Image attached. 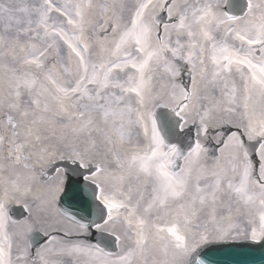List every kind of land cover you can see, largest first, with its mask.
<instances>
[{
	"label": "snow or ice",
	"instance_id": "snow-or-ice-1",
	"mask_svg": "<svg viewBox=\"0 0 264 264\" xmlns=\"http://www.w3.org/2000/svg\"><path fill=\"white\" fill-rule=\"evenodd\" d=\"M218 8L215 0H183L182 4L178 0H136L131 7L125 0H40L31 8L15 9L0 5L6 31L15 13L27 14L23 22L16 20L24 27L11 43L0 37L6 48L2 54L13 60L19 56L22 61L19 69H11L13 76L0 98V103L19 114L18 120L8 115L9 127L0 128V169L31 170L42 164L52 154L46 133L54 132V117L67 116L72 124L66 125L69 134L59 137L66 150L60 158L77 165L73 171L78 179L71 180L68 187L61 179L46 195L38 192L39 209L46 211L62 195L69 205H77L91 218L95 205V215L103 224L95 220L79 223L74 214L66 213L84 231L93 225L106 231L114 212L119 215V209L128 210L124 219L132 247L120 258L126 264L137 256L144 264H175L177 256L191 251L192 220L200 213L215 220L221 208L229 213L224 217L228 220L234 210L243 211L253 225L251 239H264V111L259 116L254 111L257 101L264 102V0H244L239 14ZM159 11H166L176 22L164 24L160 30ZM101 33L103 41L97 39ZM21 35L27 37L23 43ZM181 35L188 38L187 44L181 43ZM109 36L113 37L110 41ZM61 44L69 50L71 67L65 68L67 80L63 83L54 78L53 69L47 70L45 79L56 86L57 107L53 109L46 103L42 106L33 89L45 69L48 49L56 48L50 61L54 68ZM94 50L108 58L97 62ZM206 53L211 68L206 65ZM178 60L190 65V88L177 81ZM161 65L167 80L155 92V71ZM205 80L219 87L220 100L202 95L200 82ZM25 92L29 95L27 106L21 103ZM204 100H209L210 106H202ZM160 107L170 108V113H157L155 109ZM193 114L199 117L197 136H207L222 123H235L238 129L218 141L223 145L221 153L228 150L230 166L218 165L212 170L211 182L199 167L207 153L199 140L190 143L187 152L171 140L166 142L188 120L196 123ZM237 115L238 121L234 119ZM133 128L142 129L146 146H131ZM89 168H94L92 175L80 171ZM34 179L18 172L9 183L15 191L31 194ZM6 201L7 195L0 199V264H13V235L8 229L14 221ZM152 213L157 219L161 214L168 217L170 227L151 224ZM209 235L205 229L197 243L209 242ZM227 236V231H221L214 239ZM157 245L160 259L149 255ZM69 250L102 261L98 245L73 244Z\"/></svg>",
	"mask_w": 264,
	"mask_h": 264
},
{
	"label": "bare ground",
	"instance_id": "bare-ground-1",
	"mask_svg": "<svg viewBox=\"0 0 264 264\" xmlns=\"http://www.w3.org/2000/svg\"><path fill=\"white\" fill-rule=\"evenodd\" d=\"M226 0H215L219 4L218 11L226 12L225 7ZM190 3H196L197 0H189ZM258 0H254V3ZM40 3V0H0V5L10 7L15 9L17 6H27L29 8ZM179 3H183V0H180ZM26 13H15L12 21L9 22L8 30L6 31V24L4 16L0 13V37L6 38L9 43L16 37L17 31L19 28L24 27V24H17L16 20H23L26 18ZM35 19V17H33ZM175 19H171L165 24L175 23ZM176 33H172L173 41L176 39ZM109 41L113 37L107 38ZM181 43L187 44L188 38L185 35L180 37ZM21 42H25L27 37L21 35ZM98 40H101L100 38ZM103 41V40H101ZM40 47L44 45L37 41ZM111 47L110 44L106 45ZM60 47H67L66 45H61ZM6 51L4 44L0 43V98L6 94V82L10 80L13 76L11 69H19L21 67L22 61L20 57L17 56L15 60L11 55H3L2 53ZM69 51V50H68ZM184 54H187V49L183 50ZM56 55V48L48 49L47 58L45 59V69L41 70V75L37 77V84L33 89V96L41 100V105L45 103L55 109L57 107L56 101L54 99L56 93V86L48 82L45 79L48 69H53L54 78L57 79L58 83L66 82L67 73L65 68L71 67V65L65 64L64 69L53 68V65L50 61ZM169 59H171L170 54H166ZM67 56V52H66ZM107 54H98V50L94 51L93 59L97 62L106 60ZM206 65L211 68V64L208 60L207 53L205 54ZM176 66L180 70V75L177 78V81L184 86H187L189 83V88L191 87L192 78L187 76L188 65L183 60L175 61ZM19 72H17V75ZM116 75V73H114ZM199 80V77H197ZM155 80L156 87L154 88L155 92L160 91V85L165 83L167 80V74L164 71V66L161 65L156 68L155 71ZM202 95L208 96L210 99L220 100L221 92L219 87H213L212 85L207 84V81H201ZM22 91H24L22 89ZM40 93V95H36ZM29 99L28 93H24L22 96L21 103L27 106V101ZM202 106H210L209 100L202 101ZM170 109V108H169ZM239 111V109H238ZM254 111L257 116L264 111V102L257 101L254 104ZM12 115L14 119H19V114L8 109L4 104L0 103V128H7L8 120L7 116ZM51 114H46V116ZM193 119L199 123V117L193 114ZM235 120H239L240 117L237 115L234 117ZM188 121H192L191 119ZM72 124L67 116L57 115L54 117L53 127L54 132H48L46 135L49 137V140L46 141L48 145L51 146L52 154L43 160L42 164H36L35 167L31 170L19 169L18 171L4 170L0 169V199H4L7 195V212L11 217V220L14 223L9 224V232L13 235V250H12V261L13 264H126L125 261H122L120 258L127 256L128 251L132 247L131 241L127 238L129 236V228L124 217L128 215V210L119 209V215H116L114 212V219L109 221L105 225L106 231L97 229L95 226L92 231L88 228L86 231L80 230L78 223H74L72 219L68 218L58 209L57 200L46 210L40 211L39 204L40 201L37 199V193L41 195H46L47 189L50 186L55 185L59 180L66 181V174L62 172L63 166H59L54 172H51V165L62 164L65 161H70L67 158L61 159L60 156L65 154V149H63L59 144V137L62 135H68L70 129L66 125ZM220 125H224L222 128ZM215 129H210L207 136L201 133L197 136L198 124L192 123L190 127H196V132H194V141L199 140L204 147L207 149V153L204 154L200 161L199 167L203 169V176L209 182H211L210 172L214 169H217L219 165L222 168H228V150L224 149L223 153L220 152V149L223 147L222 144L218 141L226 139L227 136L231 135L233 132H237L238 129L235 123L229 124H220ZM74 126V125H73ZM230 129V131H229ZM227 131H229L227 133ZM226 133L223 138L221 135ZM147 141L143 138L142 129L133 128L132 130V145L133 147H144L146 146ZM214 145H219L220 148H216V155H213ZM3 156V151L0 150V157ZM219 157V159H218ZM29 161V163H33ZM183 164V163H182ZM53 169V168H52ZM94 168H89V174L92 175ZM109 171H115L113 167H109ZM23 173L24 176L35 177L30 183L32 188V193L27 194L21 189V191H15L12 185L9 183L11 179H14L17 174ZM196 172H194V176ZM101 180L106 181L105 176H101ZM25 183L23 176L21 177V184ZM66 186V183L65 185ZM59 197V196H58ZM57 197V199H58ZM229 213L223 208L218 209L216 212L215 220L212 219L207 213H200L196 218L192 220L190 225V234H189V243L192 245L191 251L186 255H180L175 258V264H187L189 255L197 248L200 243L199 235L205 229H207L209 235V241L212 242H242V241H252L250 229L253 226L249 223V217H247L243 211L236 212L235 210L231 214V219H224ZM168 217H163L157 219V214L152 213L149 216L151 224L156 227L166 228L170 227L168 223ZM78 222V221H77ZM81 223V222H79ZM84 224V223H83ZM103 224V223H101ZM31 226V230L28 231L27 227ZM93 231L103 232L106 234L114 235L119 240V250L117 252H112L108 250L104 245L101 244V241L97 238ZM227 231L228 236L223 239H214L217 236L218 232ZM40 233L44 236H47L45 242L33 248L31 245V238ZM47 233V235H45ZM65 233H70L65 235ZM54 238V239H53ZM257 238L256 240H260ZM73 244L81 245H90L99 246L102 249L101 257L102 261H97L81 252L70 251L69 249ZM39 253V255L37 254ZM150 257L160 259L159 246H155L152 252L149 254ZM17 256H20L21 259L17 260ZM127 264H144V259L142 257H134Z\"/></svg>",
	"mask_w": 264,
	"mask_h": 264
},
{
	"label": "water",
	"instance_id": "water-1",
	"mask_svg": "<svg viewBox=\"0 0 264 264\" xmlns=\"http://www.w3.org/2000/svg\"><path fill=\"white\" fill-rule=\"evenodd\" d=\"M243 5L244 0H230L229 2L230 10L238 14L240 7H243ZM174 120H176V118H174ZM175 136H169L166 139L171 140ZM75 179L76 178L72 177L71 180ZM68 186H70V182ZM62 205L65 207L68 213L74 214V216L79 218L81 221L87 222L89 224L92 220H95L98 223L102 222V220H100L95 215V205L93 206L94 214L91 218L86 212L81 211L77 205H69V203L63 197ZM42 242L43 240L40 237H36L34 239V244L36 246L40 245ZM108 245L113 250L117 249L115 239L112 242H109ZM201 261H203V264H264V241L259 244L249 242L211 246L203 253L199 254L198 256L196 255L192 261V264H200Z\"/></svg>",
	"mask_w": 264,
	"mask_h": 264
},
{
	"label": "rangeland",
	"instance_id": "rangeland-1",
	"mask_svg": "<svg viewBox=\"0 0 264 264\" xmlns=\"http://www.w3.org/2000/svg\"><path fill=\"white\" fill-rule=\"evenodd\" d=\"M179 1L180 0H178V3H179ZM125 2L128 4L129 7H131V5L136 2V0H125ZM164 15L167 16L168 13L166 11H159L158 12V19H159V22H160V30H162L163 25H164V22L166 21L164 19ZM109 37H111V36H109ZM99 38L101 40H104L105 39L102 33L97 36V39H99ZM66 52L68 53L67 47H60L59 63H57L55 65V68L57 67L59 69H64L65 68V66H64L65 64H68V63L70 64V62L67 59ZM219 147L220 146H217V148H219ZM212 153H213V155H216V152H214V149H213ZM70 166H71V169L72 170L75 168V164L74 163H72Z\"/></svg>",
	"mask_w": 264,
	"mask_h": 264
}]
</instances>
